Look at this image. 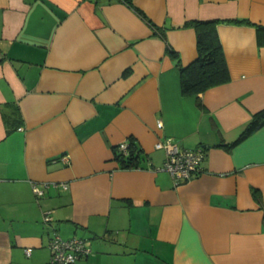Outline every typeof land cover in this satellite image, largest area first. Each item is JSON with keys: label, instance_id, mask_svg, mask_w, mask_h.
I'll return each mask as SVG.
<instances>
[{"label": "crops", "instance_id": "obj_1", "mask_svg": "<svg viewBox=\"0 0 264 264\" xmlns=\"http://www.w3.org/2000/svg\"><path fill=\"white\" fill-rule=\"evenodd\" d=\"M132 1L165 40L122 0H0V264L46 263L54 233L74 264H264V124L233 143L264 111V0ZM191 19L250 23L216 25L229 78L186 95L165 48L196 58ZM165 139L202 171L175 185Z\"/></svg>", "mask_w": 264, "mask_h": 264}, {"label": "trees", "instance_id": "obj_2", "mask_svg": "<svg viewBox=\"0 0 264 264\" xmlns=\"http://www.w3.org/2000/svg\"><path fill=\"white\" fill-rule=\"evenodd\" d=\"M122 1L144 19V21L154 29L155 33L159 34L164 40L166 39L164 29L155 26L141 10L133 4L132 0ZM219 22L250 23L247 19H191L185 21L180 27H191L194 29L197 49L196 58L187 65H183L180 62L177 52L166 43V52L172 58L176 59V66L180 73V86L183 94H198L228 80V67L216 31V25ZM261 28L264 27L258 25V29ZM262 124H264V111H260L258 114L254 115L240 137L233 143L251 133ZM127 141L128 147L126 152L120 151L117 147L118 145L114 147L115 159L118 161L120 168L138 167V154L140 150L132 139H127Z\"/></svg>", "mask_w": 264, "mask_h": 264}, {"label": "built area", "instance_id": "obj_3", "mask_svg": "<svg viewBox=\"0 0 264 264\" xmlns=\"http://www.w3.org/2000/svg\"><path fill=\"white\" fill-rule=\"evenodd\" d=\"M120 151L126 152L128 141H122L118 144ZM155 148L165 149V158L162 168L166 170L173 179L175 185L183 183L192 177L198 175L202 171V160L204 152L202 148H185L181 147L170 139L157 141ZM63 162L69 161L66 154L61 156ZM66 185L63 184V188ZM33 191L37 196L43 194V190L34 185ZM50 217L46 216L45 220ZM50 256L44 264H74L76 260L83 254L87 253L88 248L85 246L84 240L73 236L70 238H62L59 234L54 233L49 241ZM31 248H26V254H29Z\"/></svg>", "mask_w": 264, "mask_h": 264}]
</instances>
